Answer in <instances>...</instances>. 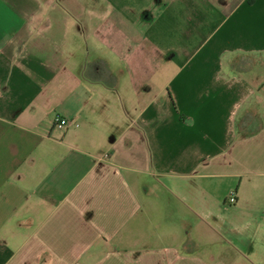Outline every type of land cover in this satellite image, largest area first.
I'll list each match as a JSON object with an SVG mask.
<instances>
[{
	"label": "crops",
	"instance_id": "obj_1",
	"mask_svg": "<svg viewBox=\"0 0 264 264\" xmlns=\"http://www.w3.org/2000/svg\"><path fill=\"white\" fill-rule=\"evenodd\" d=\"M0 264H264V0H0Z\"/></svg>",
	"mask_w": 264,
	"mask_h": 264
},
{
	"label": "built area",
	"instance_id": "obj_2",
	"mask_svg": "<svg viewBox=\"0 0 264 264\" xmlns=\"http://www.w3.org/2000/svg\"><path fill=\"white\" fill-rule=\"evenodd\" d=\"M69 125H72V126H76V123L72 120H67V119H64V118H59L55 121V126L58 128V129H64L66 128L67 126ZM235 197L233 194H231V196L229 197V199L227 200V204L229 205H234L235 204Z\"/></svg>",
	"mask_w": 264,
	"mask_h": 264
}]
</instances>
